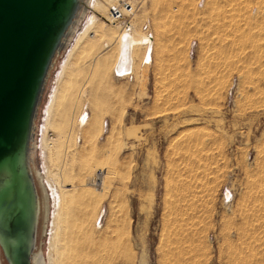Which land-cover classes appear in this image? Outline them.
<instances>
[{
	"label": "rangeland",
	"instance_id": "374dc122",
	"mask_svg": "<svg viewBox=\"0 0 264 264\" xmlns=\"http://www.w3.org/2000/svg\"><path fill=\"white\" fill-rule=\"evenodd\" d=\"M94 1L55 56L37 110L33 253L51 264L58 211L53 264H264V0H131L129 24L143 37L147 25L154 45L149 64L147 44L134 47L125 78L113 67L129 24L96 13ZM91 16L102 38L75 51L72 87L62 86V66ZM57 87L62 98L46 131ZM68 96L75 102L66 114ZM83 107L91 121L80 128ZM51 129L64 138L46 165Z\"/></svg>",
	"mask_w": 264,
	"mask_h": 264
},
{
	"label": "water",
	"instance_id": "95a60500",
	"mask_svg": "<svg viewBox=\"0 0 264 264\" xmlns=\"http://www.w3.org/2000/svg\"><path fill=\"white\" fill-rule=\"evenodd\" d=\"M80 0H0V251L32 264L36 192L30 142L47 76Z\"/></svg>",
	"mask_w": 264,
	"mask_h": 264
},
{
	"label": "bare ground",
	"instance_id": "6f19581e",
	"mask_svg": "<svg viewBox=\"0 0 264 264\" xmlns=\"http://www.w3.org/2000/svg\"><path fill=\"white\" fill-rule=\"evenodd\" d=\"M113 1L114 0H95L94 3H93V10L97 13H102V14H105V16H108V10L110 8V6L113 5ZM88 4H91L90 3V0H80V3H79V7H78V10L76 12V15L72 21V23L70 24L66 34L64 35V37L62 38L61 42H60V45L58 47V51L60 52L62 48L65 47V45L68 43L69 41V38L74 34L75 32V29L77 27V24L79 22V20L81 19L82 16H84V12L85 11V8H87V5ZM107 19L109 20V16L107 17ZM97 25H98V19L96 18V16H91V18L88 20L87 22V25L85 26L83 32L81 33V35L78 37V39L76 40V43H75V46L73 47L72 51H71V54H69V57H68V61H66V63L62 66V69H61V72H60V75H59V78H58V84L62 85V86H70L72 87V79H71V73L69 71V64H70V60L73 56V54L75 53V51H77L80 47L83 48L82 45H84V43L86 42L85 40L87 38H90L92 40H100L102 38V33L99 32V28H97ZM135 28L132 26V25H128L125 27V32L120 34V35H117L118 38H117V52L115 53V64H114V71L116 72V74H118L117 76H121V74H124V73H128L130 70H131V64H132V57H133V49L135 46L139 45V44H143L145 42V44H147V48L144 52V55H143V64H149L151 62V54L153 51L152 49V46L154 44H152V39H149L147 36L146 37H143L142 35L138 36L134 33V30ZM91 34V35H90ZM105 34V33H104ZM103 34V35H104ZM105 36V35H104ZM97 37V39H96ZM104 38V37H103ZM116 38V37H115ZM109 40V39H107ZM105 49L106 47L109 46V42L105 40ZM92 42V41H91ZM111 42V41H110ZM115 42V40H114ZM113 42V43H114ZM96 43V42H95ZM89 44V43H88ZM104 44V42H103ZM91 45V44H89ZM104 46H102L104 48ZM112 46V45H111ZM86 47V46H85ZM84 47V48H85ZM110 47V46H109ZM144 47V46H143ZM102 48V49H103ZM113 49V48H112ZM80 50V49H79ZM83 50V49H82ZM81 50V51H82ZM86 51V49L84 50V52ZM83 53V52H82ZM77 54V53H76ZM79 54V53H78ZM80 55V54H79ZM75 58V57H74ZM73 60V59H72ZM72 62V61H71ZM100 63V62H99ZM102 63V62H101ZM76 64V63H75ZM104 64V63H103ZM73 65V64H71ZM98 65V64H97ZM100 65V64H99ZM146 66V65H145ZM105 67V68H104ZM101 65L99 66L100 71V75H105V72H106V66ZM75 68V67H74ZM72 70V69H71ZM109 70V69H108ZM69 71V73H68ZM68 73V75H67ZM75 74V73H74ZM66 75H67V78H66ZM66 78V79H65ZM62 83V84H61ZM59 86V85H58ZM61 86V87H62ZM65 87V88H66ZM63 88V87H62ZM60 89V87H59ZM58 87H57V90L55 91L50 103H49V107H48V116H47V119L45 121L46 123V126L45 128L47 129L46 131H48L50 129V127H52L51 125V118H53L52 116V113L54 111V109H56V106H58V102L61 100V95L58 94ZM67 90V89H66ZM63 91V90H62ZM61 91L59 90V93ZM64 92V91H63ZM61 94V93H60ZM67 94L70 95V92ZM82 96H85L86 95V91L83 90V92L81 93ZM64 95V94H62ZM72 95V94H71ZM74 96V95H73ZM65 97V96H63ZM68 100H65L66 102H64V104H62L64 106V109L63 110L64 112H67L69 111V108L71 105V101L74 100L75 98L74 97H71V96H68ZM79 97V96H78ZM70 98H74L70 101ZM64 99V98H63ZM73 102V101H72ZM75 102V101H74ZM73 102V103H74ZM60 105V104H59ZM82 110L78 113V116H77V127L79 126L80 128H85L87 125H88V120H89V116H88V113L86 112L85 108H81ZM71 110V108H70ZM74 110V109H73ZM62 114V113H61ZM65 115V113H63ZM69 114V113H68ZM69 116V115H68ZM65 117V116H64ZM62 118V116H61ZM63 120V119H62ZM91 121V119L89 120ZM96 124V123H95ZM91 125V124H90ZM54 128V127H52ZM60 128V127H59ZM104 128V126H103ZM52 130V129H51ZM60 130V129H59ZM88 131V130H87ZM91 131V130H90ZM100 132V131H99ZM61 132L57 131V130H52L51 133H50V138L48 137V139H51L54 140L53 141V144L50 143V146H47V136L45 137L44 139V149H43V156H44V160L46 162V165H47V162L49 161V157H54L55 154H56V151H58V148L60 143L62 144V138H64L62 136V133L60 134ZM90 133V132H89ZM49 134V133H48ZM92 135V134H91ZM65 136V135H64ZM62 139V140H61ZM53 161V160H52ZM101 173V172H100ZM102 176V174H101ZM98 176L100 177V182H99V187H101V184H102V180H103V177L104 176ZM97 177V176H96ZM97 177V179H98ZM93 178V177H92ZM94 179V178H93ZM95 180V179H94ZM95 183V182H94ZM97 183V182H96ZM98 184V183H97ZM96 186V185H95ZM35 187V190L36 189V186ZM88 187V186H87ZM93 187V185H92ZM98 187V188H99ZM37 193V192H36ZM58 196V195H57ZM62 195H60V197H57L56 198V207L57 209H59L60 207V203L62 201V198H61ZM63 204V203H61ZM62 206V205H61ZM62 208V207H61ZM40 209H41V206H40V200H39V197H38V194H36V222L38 223V216H39V213H40ZM61 212V211H60ZM55 213V221H54V233H53V237L51 239V246H50V255H49V258L51 259V264H53V258H52V253H54L57 248H58V241H59V234L58 232H60V228H62V226H59L60 225V220L62 217L60 216V213L58 211H54ZM104 216V209L103 208H100V210L98 211L97 213V216L95 218V221H94V224L93 226H97L99 228L101 222H102V218ZM54 219V218H53ZM64 222V221H63ZM62 223V222H61ZM64 224V223H63ZM37 225V224H36ZM62 225V224H61ZM88 226V225H87ZM37 227V226H36ZM91 231V230H90ZM61 234V233H60ZM61 236V235H60ZM35 245V244H34ZM31 262L32 264H39L41 262V256L39 254H36V253H32L31 255ZM41 264V263H40Z\"/></svg>",
	"mask_w": 264,
	"mask_h": 264
},
{
	"label": "built area",
	"instance_id": "2783aa9c",
	"mask_svg": "<svg viewBox=\"0 0 264 264\" xmlns=\"http://www.w3.org/2000/svg\"><path fill=\"white\" fill-rule=\"evenodd\" d=\"M136 6L132 3L131 0H120L116 4L110 6L108 10L109 20L112 23H121L123 27L129 24L134 15L136 14ZM145 32H147V37L152 39L151 34L148 31V26H144ZM128 73L121 74V78H125L130 75Z\"/></svg>",
	"mask_w": 264,
	"mask_h": 264
}]
</instances>
